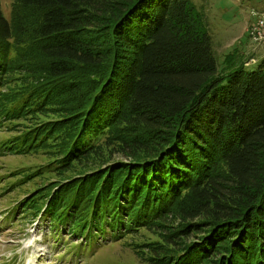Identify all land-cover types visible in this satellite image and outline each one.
Masks as SVG:
<instances>
[{"label": "trees", "instance_id": "obj_1", "mask_svg": "<svg viewBox=\"0 0 264 264\" xmlns=\"http://www.w3.org/2000/svg\"><path fill=\"white\" fill-rule=\"evenodd\" d=\"M236 56L193 0H0V155L57 179L14 212L76 257L138 237L145 264H264V62Z\"/></svg>", "mask_w": 264, "mask_h": 264}, {"label": "rangeland", "instance_id": "obj_2", "mask_svg": "<svg viewBox=\"0 0 264 264\" xmlns=\"http://www.w3.org/2000/svg\"><path fill=\"white\" fill-rule=\"evenodd\" d=\"M1 2L5 15L9 17L13 0ZM193 2L204 18L206 31L212 36L219 70L227 67L225 61L228 56L236 53V57L250 64L246 68L248 71H256L264 62V46H255L249 39L248 31L250 23L255 21L251 16L252 11L264 12V0ZM237 62L239 64L241 61L237 59ZM12 128L13 123H10V127L6 124L0 130V140L13 136L14 133L10 132ZM46 162L47 158L40 153L0 155V264H145L140 255L144 258L146 255L135 253L134 245L143 242L138 237L135 240L127 237L118 243L101 246L94 254L76 257L73 246L79 242L72 239L67 231L57 235L49 228L47 218L41 219L40 216L32 220L21 211L14 212L18 202L45 185L48 178L47 183L53 181L56 184L55 177L41 174L27 180ZM168 230L164 229V233ZM142 237L146 238L145 241L161 244L158 235L146 233ZM72 241L74 245H70ZM163 249L164 256L173 253L172 248Z\"/></svg>", "mask_w": 264, "mask_h": 264}, {"label": "built area", "instance_id": "obj_3", "mask_svg": "<svg viewBox=\"0 0 264 264\" xmlns=\"http://www.w3.org/2000/svg\"><path fill=\"white\" fill-rule=\"evenodd\" d=\"M255 14V24H250L251 42L257 46H264V12L253 10Z\"/></svg>", "mask_w": 264, "mask_h": 264}, {"label": "bare ground", "instance_id": "obj_4", "mask_svg": "<svg viewBox=\"0 0 264 264\" xmlns=\"http://www.w3.org/2000/svg\"><path fill=\"white\" fill-rule=\"evenodd\" d=\"M251 16H252V17L254 18V20H255V14H254V11H252ZM251 24H255V21H254V22H251ZM249 28H250V26H249ZM248 36L250 37V29H249V31H248ZM253 62H255V61H253Z\"/></svg>", "mask_w": 264, "mask_h": 264}]
</instances>
